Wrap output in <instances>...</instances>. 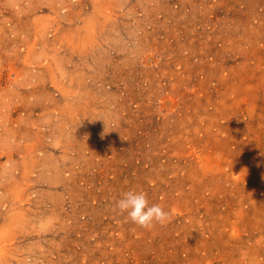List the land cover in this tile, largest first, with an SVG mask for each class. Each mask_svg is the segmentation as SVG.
<instances>
[{
    "label": "rangeland",
    "instance_id": "374dc122",
    "mask_svg": "<svg viewBox=\"0 0 264 264\" xmlns=\"http://www.w3.org/2000/svg\"><path fill=\"white\" fill-rule=\"evenodd\" d=\"M0 264H264V0H0Z\"/></svg>",
    "mask_w": 264,
    "mask_h": 264
},
{
    "label": "clouds",
    "instance_id": "9594fccd",
    "mask_svg": "<svg viewBox=\"0 0 264 264\" xmlns=\"http://www.w3.org/2000/svg\"><path fill=\"white\" fill-rule=\"evenodd\" d=\"M115 209L119 214H127V218L135 225L151 229L154 225H166L170 220V212L160 204H151L144 192L127 191L115 201Z\"/></svg>",
    "mask_w": 264,
    "mask_h": 264
}]
</instances>
